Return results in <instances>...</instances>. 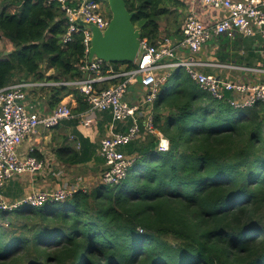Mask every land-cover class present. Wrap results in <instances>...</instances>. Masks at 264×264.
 <instances>
[{
  "label": "trees",
  "instance_id": "trees-1",
  "mask_svg": "<svg viewBox=\"0 0 264 264\" xmlns=\"http://www.w3.org/2000/svg\"><path fill=\"white\" fill-rule=\"evenodd\" d=\"M1 2L0 36L13 49L0 51V87L84 76L82 31L62 41L67 24L58 2ZM125 3L151 45L166 37L159 21L177 19L186 6L184 0ZM169 78L154 102V123L168 150L157 151L158 138L144 132L121 147L134 161L118 185L0 210V264H264V102L237 109L182 68L174 82ZM37 89L47 91L52 109L67 95L74 113L89 107L72 85L35 87L27 99Z\"/></svg>",
  "mask_w": 264,
  "mask_h": 264
},
{
  "label": "built area",
  "instance_id": "built-area-1",
  "mask_svg": "<svg viewBox=\"0 0 264 264\" xmlns=\"http://www.w3.org/2000/svg\"><path fill=\"white\" fill-rule=\"evenodd\" d=\"M58 2L64 12L67 29L62 36L65 43L72 35L82 31L84 57L79 69L83 77L68 81H33L21 79L0 87V191L16 174L37 172L44 163L31 152L22 153L20 147L26 138L39 127L53 128L64 120L77 118L83 125L90 124L98 113L110 116L109 132L99 142L98 153L104 166L99 175V183L118 185L127 175L134 161L133 155L121 147L138 138L142 133L158 138L157 151H167L168 139L154 123V102L161 86L170 76L171 68H182L188 76L217 100H225L230 106L241 109L264 102V82L246 83L229 80L215 72H204L201 66H234L222 63H206L193 53L214 37L258 36L264 43V0H191L211 7L218 15L202 21L194 10L186 14L180 38L164 37L151 45L141 38L137 57L132 66L117 65L99 57L88 58L92 31L90 25L104 30L111 15L104 11V0H44L46 4ZM187 49L186 57L178 55L179 49ZM264 72V69H251ZM86 74V76H85ZM118 80L101 88V84ZM139 83L140 91L132 93L131 84ZM49 85H72L84 95L89 107L79 113L62 100L47 113L30 109L27 91L35 87ZM131 96L129 99L127 96ZM123 126L124 129H117ZM80 189L76 184L62 185L52 190L37 189L17 201H8L0 196V210L11 211L21 206L37 207L46 202H63ZM85 190V189H84ZM86 191V190H85Z\"/></svg>",
  "mask_w": 264,
  "mask_h": 264
},
{
  "label": "crops",
  "instance_id": "crops-1",
  "mask_svg": "<svg viewBox=\"0 0 264 264\" xmlns=\"http://www.w3.org/2000/svg\"><path fill=\"white\" fill-rule=\"evenodd\" d=\"M184 1H186V6L180 10L181 13L188 14L189 11L194 10L204 22L210 17L218 15L217 11L199 2ZM182 22H179L178 18L168 17L159 21V24L166 37L177 40L181 37ZM176 30L178 31L175 33ZM222 37L224 36L209 40L193 55L206 63H222L234 67L204 65L201 66V70L208 73L215 72L234 81L251 84L264 82V72L249 70V68L264 69L263 41L258 36L243 37L240 34H235L225 43L221 42ZM8 42V49L2 52H11L13 46L10 41ZM177 53L181 57H186L189 51L181 48ZM140 88V84L135 83L131 84L129 89L137 95ZM30 97L27 99L30 109H36L43 113L52 110L47 91L34 96L30 95ZM130 97L127 96L128 99ZM62 101L72 109L76 105L72 95H67ZM109 122V114L98 113L88 125H83L78 119L73 118L64 120L58 126L50 129L39 127L34 134L23 141L20 151L36 155L43 161V168L37 172H23L14 175L1 189L0 196L8 201H17L33 190H52L66 184H76L83 190L90 189L94 183L93 180H99L100 172L104 166L98 148L100 139L109 132ZM76 151L81 156L80 162H76Z\"/></svg>",
  "mask_w": 264,
  "mask_h": 264
},
{
  "label": "water",
  "instance_id": "water-1",
  "mask_svg": "<svg viewBox=\"0 0 264 264\" xmlns=\"http://www.w3.org/2000/svg\"><path fill=\"white\" fill-rule=\"evenodd\" d=\"M107 4L111 15L107 27L101 30L90 25L92 40L88 58L96 56L108 62H133L142 38L140 28L132 22L134 11L127 9L125 0H107Z\"/></svg>",
  "mask_w": 264,
  "mask_h": 264
},
{
  "label": "rangeland",
  "instance_id": "rangeland-1",
  "mask_svg": "<svg viewBox=\"0 0 264 264\" xmlns=\"http://www.w3.org/2000/svg\"><path fill=\"white\" fill-rule=\"evenodd\" d=\"M104 2V11L106 12L107 11V9L109 10V8H108V4H107V0H104L103 1ZM1 7H2V2H1V0H0V9H1ZM185 16H186V13H181L179 16H177L176 18H178L179 19V22H182L183 20H184V18H185ZM169 17H171V18H174L175 17V14H171ZM162 33H164V32H162ZM0 35H1V32H0ZM163 36H165V34H163ZM13 46V45H12ZM0 47H1V52L3 51V50H5V49H8V47H9V42H8V40H6V38H4V37H2V36H0ZM13 49V48H12ZM2 53H4V52H2ZM3 55V54H2ZM177 75V69L176 68H171L170 69V77L171 78H169L170 79V81H172V82H174V80H175V76ZM32 92H34V95H37L38 93H43L44 91H42L41 89H37V90H34V91H32ZM48 94V93H47ZM33 95V96H34ZM74 180V179H73ZM93 184L91 185V187H93L94 185H97V184H100L99 183V180L97 179V180H93ZM80 188V187H79Z\"/></svg>",
  "mask_w": 264,
  "mask_h": 264
}]
</instances>
